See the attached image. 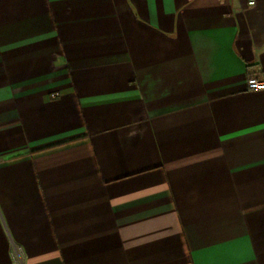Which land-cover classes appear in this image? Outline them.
<instances>
[{"label":"crops","instance_id":"obj_1","mask_svg":"<svg viewBox=\"0 0 264 264\" xmlns=\"http://www.w3.org/2000/svg\"><path fill=\"white\" fill-rule=\"evenodd\" d=\"M251 77L264 0H0V264H264Z\"/></svg>","mask_w":264,"mask_h":264},{"label":"built area","instance_id":"obj_2","mask_svg":"<svg viewBox=\"0 0 264 264\" xmlns=\"http://www.w3.org/2000/svg\"><path fill=\"white\" fill-rule=\"evenodd\" d=\"M253 3V2H250ZM247 86L249 89H264V81H259L254 77H251L247 80ZM10 255L12 260L16 264H24L25 261V253L21 246L17 244L11 245Z\"/></svg>","mask_w":264,"mask_h":264}]
</instances>
